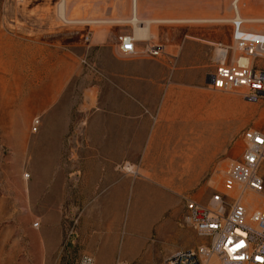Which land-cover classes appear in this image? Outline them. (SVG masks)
Returning a JSON list of instances; mask_svg holds the SVG:
<instances>
[{
	"label": "rangeland",
	"instance_id": "obj_1",
	"mask_svg": "<svg viewBox=\"0 0 264 264\" xmlns=\"http://www.w3.org/2000/svg\"><path fill=\"white\" fill-rule=\"evenodd\" d=\"M60 1L0 0V264H79L84 256L93 264L97 257L103 264H161L200 242L185 220L184 198L207 202L223 190L245 132L264 133V99L206 84L217 44H232L235 10L246 29L264 33V23L248 22L264 18V0H240L238 9L234 0H137L140 20L160 21L151 24L149 41L137 42L139 55L148 45L165 47L156 58L165 64L159 139L179 149L172 169L163 162L158 176L129 174V163L117 167L133 182L155 186L138 188V204L156 197L157 206L142 208L149 213L137 221V188L123 210L114 202L89 217L80 205L91 196L99 204V192L59 188L74 182L59 171L66 164L59 154L85 147L89 115L106 105L107 61L119 38L134 34L133 0H66V22ZM245 201L250 211L264 207V188Z\"/></svg>",
	"mask_w": 264,
	"mask_h": 264
},
{
	"label": "crops",
	"instance_id": "obj_2",
	"mask_svg": "<svg viewBox=\"0 0 264 264\" xmlns=\"http://www.w3.org/2000/svg\"><path fill=\"white\" fill-rule=\"evenodd\" d=\"M164 66L161 60L147 55L122 57L119 49L118 53L107 61L106 105L90 113L87 128L90 132L85 138V147H74L72 153L59 154V161L66 163L64 167L59 166L62 176L74 178L71 184L67 179L60 183L59 188L62 191H67L73 184L74 187H80L75 189L81 193H100L99 204L94 200L96 197L91 196L84 205H80L84 210L82 217L91 216L90 210L97 207L108 210L114 202L118 204L116 208L123 210L131 190L135 188V221L147 217L149 212H141L142 208H150L153 211L157 206L156 197H153L152 201L138 204V188L155 190L154 185L147 183L144 186L133 182L130 175L123 174L117 167L129 163L137 169L140 177H148L161 175L164 170L160 164L163 162H169L167 167L171 170L172 161H178L177 142L174 147L171 141L164 146L159 139L160 128L156 126L162 113ZM214 71L207 77L206 84L211 85L208 82ZM98 86L97 93L102 90ZM60 140H63V137H60ZM50 159L55 160L53 157ZM168 168L166 170H169ZM52 189L47 188L49 191ZM117 216L121 218L123 212H117ZM100 263L103 264L102 258L97 257L96 264Z\"/></svg>",
	"mask_w": 264,
	"mask_h": 264
},
{
	"label": "built area",
	"instance_id": "obj_3",
	"mask_svg": "<svg viewBox=\"0 0 264 264\" xmlns=\"http://www.w3.org/2000/svg\"><path fill=\"white\" fill-rule=\"evenodd\" d=\"M231 24L232 44H217L210 87L242 93L254 101L264 99V33L246 29L236 10ZM119 41L122 57L139 55L132 35H123ZM164 50L163 45L153 44L146 53L160 58ZM38 125L36 120L34 131ZM263 163L264 133L250 129L244 134L241 159L224 171L223 190H216L207 202L184 198L185 220L199 244L176 251L161 264H264V207L250 211L245 201L248 193L264 188ZM79 264H93V260L84 256Z\"/></svg>",
	"mask_w": 264,
	"mask_h": 264
},
{
	"label": "bare ground",
	"instance_id": "obj_4",
	"mask_svg": "<svg viewBox=\"0 0 264 264\" xmlns=\"http://www.w3.org/2000/svg\"><path fill=\"white\" fill-rule=\"evenodd\" d=\"M240 0H234V5L238 9V3ZM66 0H61L58 5V16L62 21H67L66 17V11L67 7L65 5ZM132 9H133V18L130 20L134 24V34L133 37L137 42L139 41H149L150 38V32H151V24L152 23H158L160 22L159 20H147V21H142L137 17V0H133L132 3ZM237 11V10H236ZM239 13V11H237ZM245 22L247 21L244 19ZM248 22L251 23H264V18H252L249 19ZM142 24V25H141ZM125 171L129 174H133L135 176L138 175V172L135 171L134 166L131 164H128L125 168Z\"/></svg>",
	"mask_w": 264,
	"mask_h": 264
},
{
	"label": "water",
	"instance_id": "obj_5",
	"mask_svg": "<svg viewBox=\"0 0 264 264\" xmlns=\"http://www.w3.org/2000/svg\"><path fill=\"white\" fill-rule=\"evenodd\" d=\"M213 82V77H211L210 81L208 82L209 84H212Z\"/></svg>",
	"mask_w": 264,
	"mask_h": 264
}]
</instances>
